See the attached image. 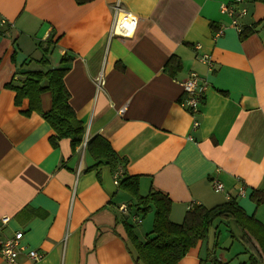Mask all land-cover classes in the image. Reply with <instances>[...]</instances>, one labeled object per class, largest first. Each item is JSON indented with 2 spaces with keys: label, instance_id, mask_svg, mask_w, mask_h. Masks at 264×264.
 <instances>
[{
  "label": "crops",
  "instance_id": "obj_1",
  "mask_svg": "<svg viewBox=\"0 0 264 264\" xmlns=\"http://www.w3.org/2000/svg\"><path fill=\"white\" fill-rule=\"evenodd\" d=\"M116 2L137 18L129 36L110 33ZM43 55L54 68L69 59L62 80L83 137L108 140L126 160L125 173L138 177L139 194L165 193L170 221L181 222L190 204L234 198L264 225V211L257 216L264 200L257 206L250 199L251 191H264V3L0 0V216L8 217L0 240L21 231L20 243L42 253L36 262L23 252L13 262L0 256V264H136L126 224L140 241L153 224L154 215L138 230L135 207L118 210L134 199L113 183L107 164L79 145L73 150L68 138L52 147L47 121L37 111L24 113L27 98L15 104L7 85L20 84L17 71L44 69ZM166 62L177 70H165ZM190 72L206 81L196 113L182 105L181 82ZM49 93L40 94L43 111ZM211 179L223 188L215 191ZM212 244L209 237L198 241L177 264H206L209 250L230 264L224 247Z\"/></svg>",
  "mask_w": 264,
  "mask_h": 264
},
{
  "label": "trees",
  "instance_id": "obj_2",
  "mask_svg": "<svg viewBox=\"0 0 264 264\" xmlns=\"http://www.w3.org/2000/svg\"><path fill=\"white\" fill-rule=\"evenodd\" d=\"M82 4L90 0H74ZM264 3V0H252ZM249 32V31H248ZM243 37L246 31L239 32ZM50 40H46L47 42ZM38 45H42L39 42ZM45 52L46 49H45ZM170 59V58H169ZM69 61L62 57L58 66H47L46 56L43 55L39 64L44 69H23L17 71L22 75L19 85L7 86L15 91L14 101L18 105L23 98H27L28 107L25 114L37 111L52 129L48 140L52 147L57 145L61 138H68L70 146L74 150L83 138L84 127L80 120L76 119L75 112L69 104V93L62 80L68 70ZM166 62L165 70L176 71L178 66ZM49 91L51 94V106L47 111L41 110L40 94ZM92 159L96 163H104L110 167V171L118 172V188L129 194L134 202H129V207L134 206L136 211L145 214L152 211L154 218L150 231L144 234V241H140L133 233L131 225L126 224L127 241L130 246L134 263L136 264H177L187 251L198 242L206 241L211 228H217V220H233L238 227V234L229 231L231 237L242 245L243 252L247 255L246 260L239 264H264V225L253 214H246L241 206L230 198L222 203L205 207L194 205L187 209L181 222H172L169 219L171 201L157 189L151 188L146 194L138 193V177L125 173L126 160L111 148L107 139L102 136L89 138L85 144ZM250 199L258 206L264 200V191L253 190ZM216 245L213 240L212 246ZM217 257L209 250L205 254L206 264H227L216 259Z\"/></svg>",
  "mask_w": 264,
  "mask_h": 264
},
{
  "label": "built area",
  "instance_id": "obj_3",
  "mask_svg": "<svg viewBox=\"0 0 264 264\" xmlns=\"http://www.w3.org/2000/svg\"><path fill=\"white\" fill-rule=\"evenodd\" d=\"M220 8H222V10L224 11H227V13L230 16H234L235 14V11L230 7L227 6L223 7L222 5ZM112 12H113V21L111 24L112 28L110 33L119 34L121 36L131 35L136 27L135 25L137 23L136 16L122 10L119 7L118 2L114 4ZM244 12L245 9L242 8L240 10V14H244ZM236 20L237 19L235 17H232L231 23L235 27V29H237V31H241V27L238 21ZM4 22L5 20L1 19V24H3ZM196 47L199 48L198 45ZM200 58L202 59V61L209 63L207 55H202ZM188 75L189 76L181 82L183 92L186 94L185 99L182 101V105L188 111L192 113H196L198 109V105L202 99L203 91L205 89L204 87H206V81L203 77L197 75V73L195 72H190V74ZM102 78L103 77L101 74L95 77L96 86L98 88H100L103 85L104 80ZM87 141H88V134L86 133L85 136L82 138V141L79 144V146L85 148L86 147L85 144L87 143ZM118 175H119L118 172H115L113 174L114 184L118 183ZM211 180H212L211 181L212 187L215 191L218 192L223 188L221 182L215 179H211ZM243 191H244L243 187L241 186L238 188L237 192L243 195L244 193ZM192 206L193 205L190 204L186 208L190 209L192 208ZM128 207L129 204L123 203L119 205L118 210L122 213H125ZM136 220L140 222L139 218ZM7 221H8L7 216H0V231L2 229L1 227H3L7 223ZM21 238H22V232L15 231L11 237H5L0 240V256L3 258V260L7 262H13L18 256V254L21 252L25 253L31 261H35V262L36 260H39L42 257V253H40L38 250L26 249L19 241Z\"/></svg>",
  "mask_w": 264,
  "mask_h": 264
},
{
  "label": "rangeland",
  "instance_id": "obj_4",
  "mask_svg": "<svg viewBox=\"0 0 264 264\" xmlns=\"http://www.w3.org/2000/svg\"><path fill=\"white\" fill-rule=\"evenodd\" d=\"M118 199V198H117ZM120 200L123 199L126 200L125 196H122V198H119ZM264 205H260L257 209V216H261L262 212L264 211ZM259 214V215H258ZM138 218L141 220V223H136V221H133L132 223H136L135 228L140 229H148L149 228V218H153V214L151 211L146 212L145 214L140 213V211L137 214ZM256 217V216H255ZM137 218V219H138ZM215 225L217 228H214V226L211 228L209 232V240H216V245H214V248L224 250L226 259L230 260V264H239L243 260L246 259L247 255L244 253H239L242 249V245H240V242L236 239L232 240L230 236V232H233L237 234L238 227L236 224L233 223V220H217L215 222ZM214 232V233H213ZM212 246V245H211Z\"/></svg>",
  "mask_w": 264,
  "mask_h": 264
}]
</instances>
